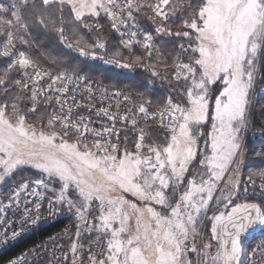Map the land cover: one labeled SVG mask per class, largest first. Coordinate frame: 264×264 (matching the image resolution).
<instances>
[{
	"label": "snow or ice",
	"instance_id": "snow-or-ice-1",
	"mask_svg": "<svg viewBox=\"0 0 264 264\" xmlns=\"http://www.w3.org/2000/svg\"><path fill=\"white\" fill-rule=\"evenodd\" d=\"M258 90L264 0L0 3V245L45 211L75 228L7 264H264V239H243L264 234V168L243 179Z\"/></svg>",
	"mask_w": 264,
	"mask_h": 264
},
{
	"label": "trees",
	"instance_id": "trees-1",
	"mask_svg": "<svg viewBox=\"0 0 264 264\" xmlns=\"http://www.w3.org/2000/svg\"><path fill=\"white\" fill-rule=\"evenodd\" d=\"M11 2V0H0V3H3L5 5L9 4ZM101 73H97V78H100ZM130 81H123L121 83V86H123V84L125 83H129ZM155 88L157 90V94L163 93V88L161 87L160 83L157 82L155 85ZM144 90V89H141ZM258 102H264V94H262V92H259V97L257 98ZM32 122V121H29ZM258 125L256 128H253L250 133L247 135L246 139H245V147L248 149L245 158H244V177L243 179H247V171L249 168H253V169H258V168H264V159L258 157L255 155V152L261 149H264V136H261L259 131H258ZM208 130H210V123L207 124L205 127H203L201 129V131L207 132ZM200 143V141H199ZM258 179V178H257ZM243 187H248L249 192L251 193L253 191L252 185L251 184H246V185H242ZM6 190V186H0V192H4ZM256 192L259 191L258 185L255 189ZM2 216V211H0V217ZM59 222L53 223L51 225H48L44 228H42L40 231H38L36 234L37 235H41L44 233L49 232L50 230L57 228L59 226ZM208 232H210V229H208ZM36 234L29 236L28 238H26L25 240L21 241L20 243L10 247L7 251H5L3 254L0 255V260L5 258L6 256L16 252L17 250L23 248L27 243H29L30 241H32L35 237ZM260 239H264L263 237H260ZM260 239H249L247 246L250 248L252 246L255 245V243L258 242V240ZM243 264H247V260L243 261Z\"/></svg>",
	"mask_w": 264,
	"mask_h": 264
},
{
	"label": "built area",
	"instance_id": "built-area-1",
	"mask_svg": "<svg viewBox=\"0 0 264 264\" xmlns=\"http://www.w3.org/2000/svg\"><path fill=\"white\" fill-rule=\"evenodd\" d=\"M102 105L106 107L108 105V103H103ZM93 109H95V108H93ZM86 110L87 109H85L84 111H86ZM95 112H96V109H95ZM95 112L94 111L92 112V110H91V112L89 114L90 115H94ZM100 122L101 123L106 122V118H105V120H100ZM117 127H120V125L117 124ZM45 206H46V202H45ZM5 217H7L8 220H11L13 218L12 217V211L11 210H8L7 212L2 211V216L0 217V223H5L6 222L5 221ZM56 222L60 223L57 228H54V229L50 230L49 232L41 234V235H37L36 234L42 228H44V227H46L48 225H51L53 223H56ZM65 226H69L71 228V231L69 232L68 235L69 236H74L75 228H74V226L70 225V217L68 216V214L66 212H60L56 216H49L48 212L45 211L44 213H42V219H41L40 223L35 228H33L29 232H26L20 239L12 242L10 244L0 245V255H1L5 251H7L10 247L20 243L21 241L25 240L29 236H31L33 234L34 235L36 234V237L32 241L27 243L23 248H21V249L17 250L16 252H14V253L6 256L5 258L1 259L0 260V264H7V261L9 259L15 257L20 251L28 249L29 247H31L35 243H40L41 241L46 240L47 237H49L51 235H55V234H58V233L62 232V230L65 228ZM2 231H3V229H0V232H2ZM257 231H259V230L251 231L249 233H246L247 237H250L252 235V233H254V232L257 233ZM9 235H10V233H9ZM69 247H70V241L68 239H64L63 240V251L64 252H68ZM57 255H60V253L58 252ZM241 259H242V256H241ZM70 260H71V254L69 253V264H70Z\"/></svg>",
	"mask_w": 264,
	"mask_h": 264
},
{
	"label": "rangeland",
	"instance_id": "rangeland-1",
	"mask_svg": "<svg viewBox=\"0 0 264 264\" xmlns=\"http://www.w3.org/2000/svg\"><path fill=\"white\" fill-rule=\"evenodd\" d=\"M259 92H261V91H257V93H256V95H255V99L257 100V98L259 97ZM262 94H264V92H262ZM109 102H111L113 105L115 104V101L114 100H112V101H109V100H105L104 101V103H109ZM96 107H101V106H103L101 103H100V101L99 100H97L96 102ZM85 109H81V113L83 114V115H90L89 114V111L88 110H86V111H84ZM95 112V109H92V112ZM86 112V113H85ZM91 118H92V121H93V126L94 127H96V128H100L101 127V122H100V120H105V118L104 117H97L96 116V112L94 113V115H91ZM29 123H31V122H29ZM211 127V126H210ZM250 133V131L248 132V133H246V135H245V139H246V137H247V135ZM199 146H200V148H203L204 147V140L203 139H201L200 140V143H199ZM201 157L198 155V157H197V160H196V162H195V164H196V168H193L192 169V171L194 172V171H196L197 170V168L199 167V159H200ZM223 185H221V187H222ZM127 196H128V198L129 199H135L134 197H131L130 195H128V194H126ZM216 195H219V192H217L216 193ZM257 202H258V200H257ZM226 203V202H225ZM217 209H219V210H221V211H223L224 210V207H223V204L222 203H217V201L215 200V199H213V201L211 202V204H210V210L208 211V213H207V215L210 217L211 215H212V213L213 212H215ZM201 228H202V232H203V235H204V239L205 240H207L208 238H210V236H211V233H209L208 232V229H211V223H210V221L209 220H207V219H204V221H203V223L201 224ZM249 232H251V231H249ZM248 232V233H249ZM264 236V234H262L260 231H257V233H252V235L250 236V237H247V234H245L244 235V237H243V239H244V242H245V246H246V249H250L248 246H247V243H248V240L249 239H252V238H257V239H260V237H263ZM261 240V239H260ZM259 241V240H258ZM198 243H199V241H198ZM213 244H215V242L213 241L212 242ZM213 251H214V249H213ZM245 260H247V256L246 255H242V259H241V264H243V261H245Z\"/></svg>",
	"mask_w": 264,
	"mask_h": 264
}]
</instances>
